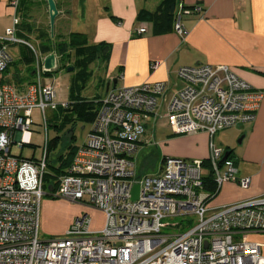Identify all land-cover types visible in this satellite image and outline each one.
<instances>
[{
    "label": "built area",
    "instance_id": "built-area-1",
    "mask_svg": "<svg viewBox=\"0 0 264 264\" xmlns=\"http://www.w3.org/2000/svg\"><path fill=\"white\" fill-rule=\"evenodd\" d=\"M203 10L197 4L179 11L176 32L181 36L187 32L183 14ZM19 24L14 15L12 26L0 36V72L13 62L9 45L25 44L36 56L35 80L23 89L0 80V264H264V243L248 238L264 233V194L211 206L224 183L234 181L248 188L252 182L238 174L229 155L224 158L226 149L211 140L207 159L165 156L156 173H137L135 160L148 130L147 119L168 90L167 81L114 87L96 99L97 115L86 141L75 146L69 166L50 181L46 111L69 109L71 101L59 99L55 79H44L47 54L19 36ZM147 30L142 25L137 32ZM178 75L185 86L173 95L165 114L175 134L205 131L212 138L256 119L264 91L229 65H182ZM36 110L46 128L43 156L15 155L11 147L15 143L24 147L23 136L32 130ZM210 175L215 192L205 189ZM136 184L138 197L133 199ZM47 195L101 211L103 226L94 229L93 217L85 213L65 235L42 240L40 211ZM190 216L197 218L195 225Z\"/></svg>",
    "mask_w": 264,
    "mask_h": 264
},
{
    "label": "crops",
    "instance_id": "crops-1",
    "mask_svg": "<svg viewBox=\"0 0 264 264\" xmlns=\"http://www.w3.org/2000/svg\"><path fill=\"white\" fill-rule=\"evenodd\" d=\"M13 1L0 0V36L12 26L17 15L21 37L36 43L41 54L56 53V66L45 73L44 79L48 81L53 73L68 69L69 74L63 76L66 84L60 86L59 80H55L60 100L92 101L114 87L167 81L168 90L158 97L157 106L147 119L148 130L137 157L143 149L154 145L158 151L159 141L163 157L207 159L213 140L218 147L231 151L238 174L251 177L252 182L248 188L234 181L224 183L211 204L223 206L264 194V99L254 121L226 128L212 138L205 131L177 135L165 117L173 95L185 86L178 75L182 65L227 64L254 88L264 91V0H56L59 14L54 35L47 0H18L16 7ZM197 4L204 8L203 12L183 14L181 19L187 32L179 35L175 30L179 11ZM143 10L149 13L140 18ZM142 25L148 30L138 34ZM43 31L49 33L54 44L76 42L94 47V52L86 54L87 62L81 67L75 63V49L71 46L67 59L55 48L42 53L39 44ZM101 43L109 45L105 54L97 50ZM6 75L7 81L20 89L35 80L22 63L13 64ZM158 113L162 116L156 119ZM159 119L168 120L170 126L161 137H157V131L152 133L149 125H157ZM73 204L83 207L84 214L99 212L105 219L104 213L95 208ZM93 223L94 229L102 227H94ZM258 234L264 235L252 233L248 238L261 242L254 239Z\"/></svg>",
    "mask_w": 264,
    "mask_h": 264
},
{
    "label": "rangeland",
    "instance_id": "rangeland-1",
    "mask_svg": "<svg viewBox=\"0 0 264 264\" xmlns=\"http://www.w3.org/2000/svg\"><path fill=\"white\" fill-rule=\"evenodd\" d=\"M34 46L36 47V49L38 48L36 43H34ZM8 52L13 60H17L27 55L29 50L23 44H11L8 47ZM67 74H69L68 69H64L59 73H53L51 76H49V79L59 80V84L60 86H62L66 84L63 76ZM2 79L6 81L9 79L7 78L6 72H0V80ZM65 113L67 112L62 109L52 110L48 108L46 111L48 122L47 136L50 143V161L56 166H59L58 163H60L58 159L59 155H67L73 148H75L76 145L83 144V142L86 141L91 128V123H87L81 120H74L71 118L68 120L64 119ZM159 116L161 118V113H158L156 119ZM33 117L35 119V124L33 125L32 130L26 132L23 136L24 147L20 148L18 144L15 143L12 145L11 150L13 154L18 156L31 159H41L43 156L46 141L45 122L39 110H36L34 112ZM150 121L156 122V120L154 119H150ZM157 121V125H154L152 122H150L149 125L152 126V133H155V131H157V137H161L165 134V131L167 129L170 130V126L168 120L159 119ZM154 126H156L157 128L156 130ZM188 134L194 133H186L180 135ZM72 135L74 136V138L71 140ZM56 139L57 143L55 142ZM68 144L70 146H68ZM157 144V147L161 149V144L159 141ZM160 149L157 151V148L154 145L153 148L142 150L141 154H139V156L135 160L136 171L138 174L151 175L159 170L163 158V154L161 153ZM185 159L192 160V158ZM48 169V178L50 181H52L54 179L53 175L56 174L57 171L51 166H49ZM57 174L60 173L57 172ZM48 184L49 181L47 180L45 186L46 190H48ZM211 206L213 205L211 204ZM84 211L85 209L83 207L65 201L62 198L53 197L51 195L45 196L41 202L39 231L40 238L42 240H47L50 238H56L65 235L66 231L74 224L76 217L83 215ZM91 215L94 216V227L103 226V214L91 211ZM181 219L182 217L177 218L178 221H180ZM190 219L194 221L195 225L197 222V218L195 216L194 218L190 216ZM175 231H179V229H176ZM258 235L259 236L254 237V239L264 242V235Z\"/></svg>",
    "mask_w": 264,
    "mask_h": 264
},
{
    "label": "trees",
    "instance_id": "trees-1",
    "mask_svg": "<svg viewBox=\"0 0 264 264\" xmlns=\"http://www.w3.org/2000/svg\"><path fill=\"white\" fill-rule=\"evenodd\" d=\"M195 6V5H194ZM149 12L146 10H143L140 12V18H143L144 15L148 14ZM20 36V35H19ZM42 36V42L39 44V49L42 53H48L54 50V48L62 53L63 57L65 59H67L69 57V55H66L67 49L69 48V46H71L72 48L75 49V63L78 67L83 66L86 62H87V58H86V54L90 51V52H94V47H88L86 45H77L76 42H72L73 44H69L67 42H59L58 44H54L53 40L50 38V35L47 31H43L41 33ZM25 38V37H23ZM26 39V38H25ZM25 45V44H23ZM29 52L27 55H25L24 57L18 59V60H13V62L10 64V66L5 70V72L7 73L9 68L15 64L16 66L20 63L25 64L27 67V70L29 72L30 75L35 76L34 73V63L36 60V56L34 51L28 47L27 45H25ZM101 50L102 53H107L108 49H109V45L107 43H101L98 45L97 50ZM67 58H66V57ZM31 83V82H30ZM97 108H98V104H96L95 100H74L71 101V105L69 109H63V108H59L62 109L64 111H66L67 113H65L64 115V119L68 120V119H74V120H81L87 123H92L97 115ZM72 138H74V136L72 135ZM57 141V139L55 140V142ZM57 143V142H56ZM68 146H70L68 144ZM76 148V147H75ZM75 148H73L67 155L61 154L59 155L58 159H59V166H56L54 163H50V166L52 168H54L58 173H62L65 171V169L69 166V164L71 163L73 154L75 152ZM229 157L231 156V151H227ZM57 162V160H56ZM56 172V173H57ZM205 184V189L207 191L210 192H215L216 191V184L212 178V175L208 176L206 178V181L204 182Z\"/></svg>",
    "mask_w": 264,
    "mask_h": 264
},
{
    "label": "water",
    "instance_id": "water-1",
    "mask_svg": "<svg viewBox=\"0 0 264 264\" xmlns=\"http://www.w3.org/2000/svg\"><path fill=\"white\" fill-rule=\"evenodd\" d=\"M49 5V15H50V25H51V33L54 35L55 31V22L56 18L59 14V9L56 3V0H47ZM56 66V53L52 52L50 53L44 60V67L46 71H52ZM73 68V67H71ZM228 156V153H226L225 157ZM50 190H53L52 186H49ZM138 191H139V185L136 184L133 188V199H136L138 197Z\"/></svg>",
    "mask_w": 264,
    "mask_h": 264
}]
</instances>
